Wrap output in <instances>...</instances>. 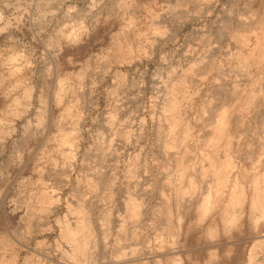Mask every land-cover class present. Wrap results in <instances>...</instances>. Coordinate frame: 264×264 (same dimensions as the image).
I'll use <instances>...</instances> for the list:
<instances>
[{"label":"rangeland","instance_id":"1","mask_svg":"<svg viewBox=\"0 0 264 264\" xmlns=\"http://www.w3.org/2000/svg\"><path fill=\"white\" fill-rule=\"evenodd\" d=\"M263 176L264 0H0V264H264Z\"/></svg>","mask_w":264,"mask_h":264},{"label":"bare ground","instance_id":"2","mask_svg":"<svg viewBox=\"0 0 264 264\" xmlns=\"http://www.w3.org/2000/svg\"><path fill=\"white\" fill-rule=\"evenodd\" d=\"M229 167V160H226L221 171H217L214 165L210 166L213 181L209 189V194L201 208L200 214L203 215L213 211L215 204H217V195L221 190L222 183L224 179L229 176L228 171L227 174H225L226 170H229ZM229 194L230 195L226 203L227 208L224 209V214L222 215L221 219L223 228H229L231 225L237 224L239 221L241 207L247 198V194L244 192V190L236 185L230 189ZM249 210L251 212V224L254 227L253 229H256L257 225L264 223V176L262 178V185L259 187V189L255 188L254 194L251 195ZM258 234L259 232L255 231L253 237H257Z\"/></svg>","mask_w":264,"mask_h":264}]
</instances>
